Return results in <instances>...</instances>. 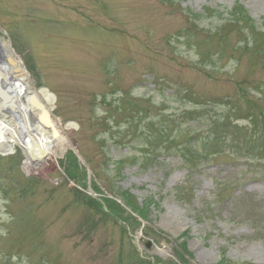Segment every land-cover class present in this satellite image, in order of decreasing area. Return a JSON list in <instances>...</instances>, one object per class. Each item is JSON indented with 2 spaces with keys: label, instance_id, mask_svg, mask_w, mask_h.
Segmentation results:
<instances>
[{
  "label": "rangeland",
  "instance_id": "obj_1",
  "mask_svg": "<svg viewBox=\"0 0 264 264\" xmlns=\"http://www.w3.org/2000/svg\"><path fill=\"white\" fill-rule=\"evenodd\" d=\"M0 36L63 126L0 154V264H264L259 151L187 171L185 133L153 140L189 98L264 128V0H0Z\"/></svg>",
  "mask_w": 264,
  "mask_h": 264
},
{
  "label": "trees",
  "instance_id": "obj_2",
  "mask_svg": "<svg viewBox=\"0 0 264 264\" xmlns=\"http://www.w3.org/2000/svg\"><path fill=\"white\" fill-rule=\"evenodd\" d=\"M161 1L166 2V0ZM170 2L173 3V0H170ZM207 33L209 35L215 34L214 31H208ZM212 55V53H206L204 56L200 57L198 63L201 64L205 60H211ZM210 70L213 71L212 74L217 72L216 68H210ZM176 93L180 94L179 91ZM186 102L196 103V105L191 108L179 109L171 113L170 116L167 117L168 119L162 120L160 124L161 129L158 134H156V137H153V140L161 138L157 146H160L161 151H164L162 145L164 141L168 142L171 136L177 131L182 135L185 133V135H183L184 140L181 139V142L173 143L178 147L176 151L179 153L183 152L182 156L184 157L183 160H185L187 171H194L193 168L196 165H199L201 161H208L213 154L230 150L235 153L245 154L256 148L259 154L264 157V128L258 127L254 120L253 122L251 121V123L248 121V124L239 122L255 119L256 116L254 114H250V116L242 115L240 112L234 114L232 108L226 113H223L224 111L214 107L215 105L202 106L190 98ZM145 114L149 115L150 112L145 109L144 111H138L136 114L132 113L131 121H136ZM260 115L264 118V112H260ZM187 133L191 135L188 137L186 136ZM144 142H146L147 145L152 144L148 140ZM170 144L172 145V143L169 142V145ZM246 145L251 147L250 150L245 147ZM149 147H152V145ZM186 149H189L190 152L188 151L186 153ZM190 156H193V159L188 160ZM194 161L197 162L194 163ZM201 166L203 167V165ZM110 192L116 196L114 190ZM121 198L127 206L136 212L141 209L133 198L129 199L130 197L126 198L122 195ZM152 198L153 197L144 198V206L142 205L141 207L148 209L149 205L153 203ZM91 201L96 207H101V202L95 199ZM91 201L88 203L90 204Z\"/></svg>",
  "mask_w": 264,
  "mask_h": 264
},
{
  "label": "bare ground",
  "instance_id": "obj_3",
  "mask_svg": "<svg viewBox=\"0 0 264 264\" xmlns=\"http://www.w3.org/2000/svg\"><path fill=\"white\" fill-rule=\"evenodd\" d=\"M0 48L7 54L10 50L5 46V41L0 37ZM12 69L5 67V72L10 74ZM28 79H21L17 82V85L13 88V92L16 93V98H28ZM41 96L47 102V98H51L50 94L45 91H41ZM28 103H21V112L18 117H11L7 114L0 115V152H12L15 150L16 145H21L26 148L28 160L40 161V158L47 157L48 154L54 153V150L58 148L56 137L51 135L54 132L46 121H42L44 117L43 110L38 106L30 105L31 107H37L30 110ZM0 113L3 112L0 109ZM58 128V127H57ZM52 130V131H51ZM52 132V133H51ZM61 148V147H60Z\"/></svg>",
  "mask_w": 264,
  "mask_h": 264
},
{
  "label": "water",
  "instance_id": "obj_4",
  "mask_svg": "<svg viewBox=\"0 0 264 264\" xmlns=\"http://www.w3.org/2000/svg\"><path fill=\"white\" fill-rule=\"evenodd\" d=\"M5 46L10 50L7 54L2 48H0V109L2 114H7L11 117H18L21 112V103H28L27 105L40 106L39 108L43 110L44 117L43 120L46 121L49 126L54 127L52 118L59 123V119L52 113V108L47 105V103L41 98L39 90L30 80L29 72L23 67L20 57L12 49L10 42L7 40ZM8 66L12 71L10 74L5 72V67ZM26 78L29 80L33 92H28V98H21L18 100L16 98V93L13 92V88L20 82L21 79ZM28 87V86H27ZM45 92H48L47 88H43ZM30 107V110L37 107ZM21 146V145H20ZM22 147V146H21ZM23 148V147H22ZM26 149V148H24ZM75 150V148L73 147ZM9 152H0V154H8Z\"/></svg>",
  "mask_w": 264,
  "mask_h": 264
}]
</instances>
